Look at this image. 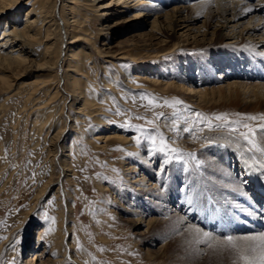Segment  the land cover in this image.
<instances>
[{"label": "rangeland", "instance_id": "obj_1", "mask_svg": "<svg viewBox=\"0 0 264 264\" xmlns=\"http://www.w3.org/2000/svg\"><path fill=\"white\" fill-rule=\"evenodd\" d=\"M79 1L77 13L86 16L83 30H88V34L85 33V37L90 36L94 44V59L85 56L90 68L85 80L90 93L96 96V106L87 108L85 115H78L72 103H64L62 99L55 101L40 110L41 113L52 115L49 131L48 125L42 128L36 121L38 110L37 107L33 108L35 104L46 106L49 94L37 96L40 97L38 102L29 100L32 79L16 81L9 91L0 89V154L6 161L5 168L0 170V264H61L58 262V250L53 246L54 238L48 231L51 224L58 225L62 221L58 198L51 190L40 205L36 206V201L43 188L59 174L51 161L54 154L51 140L64 122V105L65 115L70 114L78 120L68 127L70 132L63 156H66L71 172L62 183L70 207L65 226L71 232V254L79 264L264 262V259L260 260L264 255L261 252L264 244L249 249L243 243L246 245V256L243 259L235 256L241 248L239 242L250 236L233 237L231 244L224 245L226 248L220 257L208 252L211 242L222 238L209 234V229L203 228L198 219L193 220L196 213L200 217L202 214H214V217L211 205L220 206L223 195L219 186L223 183L232 184L228 179H210L206 175L212 170L211 161L219 163V175L223 177L228 173L232 180L240 185L244 183L245 174H241L244 170L238 171L235 167L243 158L238 155L231 166L232 158L225 153L228 150L227 143L235 145L233 142L237 141L244 151L264 161L260 151L264 143L259 139L264 136V113L229 107L218 101L199 107L196 96L190 98L181 90L165 89L161 84L146 82L143 74L149 69V76L164 80L165 83L167 79L161 78L158 70L165 66V69L169 68L174 73L176 58L183 65L187 61L193 63L197 76L195 79L200 80L198 76L201 71L198 70L196 59L205 54L200 41L196 38L187 42L185 37H181L182 32L168 41L160 36L154 39L149 37L153 35L149 26L108 33L102 29L99 16L84 5V0ZM203 2L192 0L187 5L192 7ZM171 4L173 2L168 5ZM31 8L32 1L26 0L17 13L20 18H25ZM11 19H8L9 23L13 22ZM205 21L206 18H203L197 27H203ZM5 22L7 20L0 25V34L6 28ZM261 25L248 19L243 22L240 31L251 29L252 26L261 28ZM175 44L180 48L174 52L176 54L170 55L169 51ZM97 49H104L115 57H100ZM33 52L37 61L43 60V47L36 46ZM121 52L124 57L119 55ZM78 56L82 58L84 55L80 53ZM136 75L140 78H135ZM105 79L110 80L109 88ZM103 94L108 95L107 100H104ZM177 100L179 104L175 103ZM77 124L81 128L80 132L76 129ZM249 129L254 132L245 139ZM100 134H121L129 139V144L115 139L93 143V137ZM218 136L232 141L222 140L224 145L219 147L213 144V138ZM208 143L212 145L207 147ZM161 148L164 150L161 151ZM135 168L137 173H132ZM133 177L135 180L147 177L145 191H136V184H132L135 181ZM211 181L215 183L214 190L209 188L208 183ZM230 188L234 190L231 192L239 191V188ZM196 191L199 192L197 198L194 195ZM244 200L238 209H243ZM161 208H166L167 214H160ZM234 212L232 210L231 214ZM189 213H192V219ZM151 217L165 219L166 222L171 219L172 223L166 224L162 220L151 229L149 236H144L142 234L147 232V221ZM181 217L187 222L186 226L193 225L203 230L204 234L192 239L181 237L184 230H173L177 226L170 228ZM137 221L142 224L135 226ZM39 252L44 255L43 260L33 262Z\"/></svg>", "mask_w": 264, "mask_h": 264}, {"label": "bare ground", "instance_id": "obj_2", "mask_svg": "<svg viewBox=\"0 0 264 264\" xmlns=\"http://www.w3.org/2000/svg\"><path fill=\"white\" fill-rule=\"evenodd\" d=\"M25 1L0 0V25H2V21L7 20L4 24L6 28L0 34V89L2 91H9L16 81L23 80V78L32 79L31 84L33 88L29 94V100L38 102L40 97L36 98L37 96H40L42 93L49 94V101L46 106L41 107L39 104L33 106V108L37 107L36 110H38L35 119L41 124L42 128L48 125V130L51 131L50 123L52 115L41 113L40 110L44 107H48V105H52L55 101L62 99L64 103L68 101V103L70 102L75 106V114L85 115L87 108L96 106V96L90 93L87 81L85 80L86 73L90 69L85 56L89 55L91 59H94V44L90 36L85 37L88 34V30H83L86 16L85 14L78 15L77 13L79 10L78 6L80 5L79 0H31L32 8L28 11L25 18L22 17V20L19 16L20 14L17 12ZM190 1L192 0H170L166 2L162 0H84L86 2L84 5L99 16L102 22V29L108 33H117L123 29H137L138 27L149 26L153 34L149 37L154 39L160 36L164 41H168V39H175L182 32L181 37H185L187 42L196 38L200 41L202 48L205 49V54L198 56L196 59L198 70L201 71L200 76H198L201 81L196 80L197 76L194 73L193 63L187 61L183 65V62L179 58H176L174 60V73H171L172 70L169 68L165 69V66H161L160 70H158L161 78L169 79L170 81L166 80L167 82L165 81L164 83V80L159 81V79L152 78L148 75L150 70L147 69V74H143L145 77L143 80L146 82L153 83L154 85L161 84L165 89L175 88L181 90L183 93L186 92V95L190 98L196 96L198 98L196 100L198 101V106L202 104H214L218 101L229 105V107H239L242 110H249L251 112L262 111L264 113V0H204L202 4L192 7L187 5ZM169 2H173V4L168 5ZM10 17L13 18L11 19L13 22L11 23L8 21ZM203 18H206L203 27H197V24ZM248 19L250 21L255 20L259 25L262 23V27L252 26L251 29L248 28L240 31L243 22ZM224 42L228 43L224 44ZM105 45L103 44V46ZM36 46L43 47L44 58L42 61H37L34 58L36 54L33 52V48ZM179 48L175 44L171 48L172 50L169 51V54L171 55ZM80 53L84 55L82 58L78 56ZM97 54H100L99 56L103 58L115 57L111 56L104 49H97ZM119 55L121 57L123 55L124 57V53L122 52ZM186 74H188L187 77L185 76ZM76 75L79 77H76ZM172 76H175L174 79L171 78ZM135 78L139 79L140 76L136 75ZM240 78L244 79V81ZM230 79L233 81H230ZM105 80L107 88H109L111 85L110 80ZM103 95L104 100H107L108 95ZM62 115L65 117L64 122L51 140L54 149L51 161L58 169L59 174L55 180L50 181L43 188L36 201V206L40 205L45 195L53 190L52 192L58 198L62 221L60 218V224L48 225L50 226V228L48 227V231L54 238V248L58 250V262L61 264H79L71 254V245L69 244L71 232L65 226L70 207L68 206L62 183L63 179L67 178L69 172H71L66 156H63L64 149H66V139L70 132L68 127H71L72 122L76 123L78 120L73 119L70 114L65 115V105ZM96 125L98 126V124ZM76 129L79 132L81 131L78 124ZM113 139L129 144V139L121 134L109 136L100 134L97 137H93L92 141L93 143H98L99 141L107 142ZM259 139L264 143V136H260ZM213 140L215 142L213 144L219 147L224 145L222 140L232 141V139H227L223 136H218L215 139L213 138ZM233 143L235 145L227 143L228 150L225 153L226 156H231L230 158H232L231 166H233L234 158L238 155L242 156L243 161L235 167L238 171L244 170L243 172L241 171V174H245L244 183L240 185L237 181L232 180L230 178L231 174L229 175L228 173L222 177L217 173L219 163L211 161V167H209L212 170L206 172V175L210 179H215L216 177L219 178H216V180H220L221 178L228 179L232 184L223 183L219 186L223 195L220 206L211 205L215 213L214 217V214H211V216L202 214L201 217L197 213L193 215V220L198 219L197 221L200 222L201 226L207 230L209 229L210 232L216 230V224H221L227 230H230L237 225V221H240L242 217L255 221L256 215L252 212L248 213L244 205L246 204L251 210V207L254 206L251 201L252 192L256 194L264 193V161L244 151V149L239 147L240 143L237 141ZM211 145L212 143H208L206 146ZM260 151L262 152V156H264V144L260 147ZM5 165L6 161L0 154V170H3ZM135 169V172L132 173H137V168ZM133 178L135 180V177ZM146 180L147 177H141L132 183L136 184V191L143 192L146 190ZM212 181L208 185L209 188L214 190L216 189L213 186L215 183H212ZM228 185L230 186L228 187ZM230 187L239 188V191L231 192L234 190H231ZM150 189L147 191H150ZM210 192L212 193V190ZM170 194L172 196V192ZM194 195L197 198L199 192L196 191ZM217 196L219 197L220 195L218 194ZM243 200L245 204L243 205V209L240 210L238 206L241 205V201ZM232 210L235 211L233 215L231 214ZM159 212L163 215L167 214L166 208L159 209ZM191 214L189 213L188 215L190 219H192ZM162 220L164 221L165 219L151 217L147 221V232L142 235L147 236L150 234L151 229ZM168 220L169 223H172L171 219ZM184 220L182 217L178 222L175 220L176 223L174 222L173 227L170 228L177 226V229L173 230H184L181 235L184 238H198L204 234L203 230L193 225L190 227L186 226L187 222L185 223ZM254 223H257V221ZM141 224V222L139 224L138 221L135 222V226ZM162 235L164 236V234ZM261 235H264V232L256 236L243 238L244 240L239 242L241 248L237 250V255L235 256L243 259L246 256L244 250L246 245L249 246V249L255 246H263L264 241L258 239ZM211 243L212 246L208 252L215 253L217 257L222 256L226 248L224 245L229 244L228 241L222 239ZM261 252L263 253L264 250ZM248 253H250L249 250ZM261 257L260 260L264 259V255ZM43 258L44 255L39 252L33 262L43 260Z\"/></svg>", "mask_w": 264, "mask_h": 264}, {"label": "snow or ice", "instance_id": "obj_3", "mask_svg": "<svg viewBox=\"0 0 264 264\" xmlns=\"http://www.w3.org/2000/svg\"><path fill=\"white\" fill-rule=\"evenodd\" d=\"M151 103H152V101L149 100V104H151ZM175 103H176V104H179L180 101L177 100V101H175ZM216 119L222 120V119H225V118H224V117H216ZM249 119H255V118H254V117H249ZM253 132H254V130L249 129V133H248L247 135H245V139H248V138H249V135H252ZM250 142H251V141H250ZM163 150H164V149L161 148V151H163ZM172 151H174V150H172ZM205 235H207V233H205ZM253 239H256V238H253ZM258 239L261 240V241H264V235H261L260 237H258ZM227 241H228L229 244H231V243H232V238H231V237H228V238H227Z\"/></svg>", "mask_w": 264, "mask_h": 264}]
</instances>
